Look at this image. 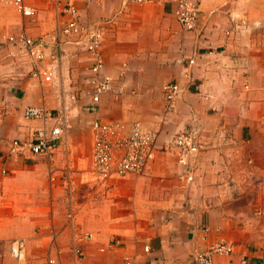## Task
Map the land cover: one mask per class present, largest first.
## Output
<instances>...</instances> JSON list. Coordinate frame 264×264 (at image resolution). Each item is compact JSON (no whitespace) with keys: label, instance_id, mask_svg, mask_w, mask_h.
I'll return each mask as SVG.
<instances>
[{"label":"crops","instance_id":"1","mask_svg":"<svg viewBox=\"0 0 264 264\" xmlns=\"http://www.w3.org/2000/svg\"><path fill=\"white\" fill-rule=\"evenodd\" d=\"M26 1L33 18L0 0V264H190L219 241L236 253L214 264H264V0H198L193 31L177 20L179 0ZM67 5L84 25L104 22L102 71L112 90L98 103L88 52L67 43L52 58ZM22 33L51 44L39 68L53 71L52 81L33 77L24 50L7 42ZM173 82L182 91L167 112L163 89ZM28 107L56 117L26 119ZM58 117L53 160L9 155L10 141L51 129ZM96 120L140 122L158 134L160 150L143 175L108 187L92 180ZM192 126L202 148L190 182L171 143ZM16 239L27 242L22 263L10 255Z\"/></svg>","mask_w":264,"mask_h":264},{"label":"built area","instance_id":"2","mask_svg":"<svg viewBox=\"0 0 264 264\" xmlns=\"http://www.w3.org/2000/svg\"><path fill=\"white\" fill-rule=\"evenodd\" d=\"M5 4L12 5L25 18H33L34 8L26 0H3ZM143 2L144 0H137ZM63 12L68 15L67 21L60 25L54 34L57 57L62 52L63 45L75 44L81 46L91 55L94 85L95 103H98L104 93L112 90V80L103 73L101 47L103 44V23L83 24L80 21L78 9L74 5H67ZM177 20L185 31H193L198 27L201 16L198 0H179L175 11ZM7 42L20 45L27 57L34 65L32 76L38 78L41 83L50 82L54 73L50 69L39 68V63L46 58L49 48L44 39L35 40L25 33L7 38ZM3 43H0V62L2 60ZM164 108L167 112L174 110L176 101L182 91L178 82L167 83L164 86ZM55 114L43 107H28L25 110V118L29 120H47L55 118ZM59 118V117H58ZM93 149H92V180L100 187H108L112 179L125 178L130 175H143L151 163L156 159L159 148V138L155 131L145 128L140 122H134L130 126L125 124L103 122L96 120L92 124ZM63 136L62 121L57 119L56 125L51 129L43 128L35 132L28 140H12L9 143V155L18 157L30 152L34 155L53 160L55 151L60 146ZM200 127L192 126L177 134L172 140V147L178 151V162L183 168L180 178L193 180L191 160L201 150ZM54 180V177H51ZM91 239L92 235H87ZM26 241L16 239L11 242L10 254L18 262H24L26 256ZM78 252H82L80 249ZM147 253L149 247H145ZM236 253V247L232 243L219 241L212 244L206 250H198L193 254L190 264H214L215 257H228ZM49 264H66L59 259H50ZM151 264V263H145ZM239 264H248L247 257H242Z\"/></svg>","mask_w":264,"mask_h":264},{"label":"bare ground","instance_id":"3","mask_svg":"<svg viewBox=\"0 0 264 264\" xmlns=\"http://www.w3.org/2000/svg\"><path fill=\"white\" fill-rule=\"evenodd\" d=\"M31 139V138H30ZM30 139H27V140H25V141H28V140H30ZM30 152H26L25 154H23V155H26V154H29ZM30 154H32V153H30ZM91 166H92V158H91ZM90 172H91V168H90ZM23 240V239H22ZM26 246H27V242H26ZM76 254L79 256V255H81L82 254V252H78V251H76ZM26 258H27V248H26V256H25V259L24 260H26ZM50 259H52V258H50ZM49 259V260H50ZM54 259H59L60 261H61V258H54ZM62 263H63V261H61ZM22 263V262H21ZM49 263V262H48Z\"/></svg>","mask_w":264,"mask_h":264},{"label":"rangeland","instance_id":"4","mask_svg":"<svg viewBox=\"0 0 264 264\" xmlns=\"http://www.w3.org/2000/svg\"><path fill=\"white\" fill-rule=\"evenodd\" d=\"M11 255V254H10ZM26 264H27V262H26Z\"/></svg>","mask_w":264,"mask_h":264}]
</instances>
